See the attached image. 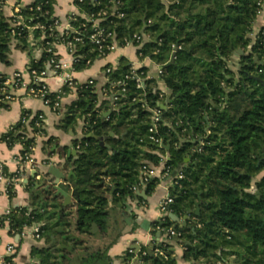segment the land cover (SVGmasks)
Masks as SVG:
<instances>
[{
  "label": "trees",
  "instance_id": "trees-1",
  "mask_svg": "<svg viewBox=\"0 0 264 264\" xmlns=\"http://www.w3.org/2000/svg\"><path fill=\"white\" fill-rule=\"evenodd\" d=\"M76 4L82 14L73 16L71 25L84 39L75 45L81 58L74 67L82 69L102 57L87 38V16L111 10L113 3L83 0ZM263 7L264 0H121L119 11L124 15L102 20L121 44L134 34H149L134 46L141 59L148 57L161 66L159 78L166 90L157 78L148 77L147 67L135 68L127 57L116 66L106 65L101 94L95 81L77 86L78 98L66 107L62 119L64 128L85 121L86 133L75 139L78 157L65 164L74 172L66 180L79 193L76 202L60 208V196L36 187L32 179L26 184L29 204L3 216L14 234L42 223L45 245L33 246V264H62L60 257L74 255L78 249L80 264H112L108 252L121 229L111 227L110 217L124 212L128 200L136 196L142 166H159L163 158L174 177L183 175L175 178L170 190L173 212L180 218L188 215L194 230L171 216L160 218L151 224L154 235L162 231L159 239L139 252L127 251L124 262L180 264L174 250L180 244L190 264H264V27L254 30ZM21 14L28 25L46 26L34 31L37 46L44 49L42 58H33L29 65V69L46 70L49 45L70 40L75 32L61 36L51 29L56 18L54 0H34L21 8ZM11 20L0 5V63L4 64L11 63L13 40L17 47L29 49V30ZM69 90L65 85L48 97L53 103ZM155 108L160 109L161 120L157 131L151 132ZM30 115L25 110L22 119L0 137L10 147L23 144L22 154L37 143V134L45 133L36 126L38 114L31 123L35 136H29ZM152 135L170 148L155 143ZM20 173L11 176L20 178ZM158 183V178H152L146 192L153 194ZM14 188L9 186L11 197ZM94 223L100 228L95 234ZM170 226L181 233L179 238L166 239ZM98 234L110 239L95 248L88 238ZM62 244L72 249L61 248Z\"/></svg>",
  "mask_w": 264,
  "mask_h": 264
},
{
  "label": "crops",
  "instance_id": "crops-1",
  "mask_svg": "<svg viewBox=\"0 0 264 264\" xmlns=\"http://www.w3.org/2000/svg\"><path fill=\"white\" fill-rule=\"evenodd\" d=\"M33 2L34 0H4V15L11 17L17 9L29 6ZM80 14L82 13L76 4V0H54V16L59 20L60 30L63 31L68 29L71 25L73 16ZM263 27L264 7L262 13L255 22L254 30L257 32ZM32 39H35L34 35L29 36L28 38L29 49L23 51L21 48L17 47V41L13 40L10 54L11 63H0V74L11 76L14 72L20 71L23 73L25 80L27 82L30 81L31 77L28 72L29 65L33 58L37 60L41 59L44 51L42 47L37 46ZM55 47L56 53L61 60L71 61L72 56L64 42L56 44ZM122 57H127L135 68L141 66L147 67L148 77L157 78L160 87L166 90L163 81L159 78L161 66L148 57L141 59L137 52V47L134 45L119 46L114 51L94 60L89 66L82 69H74L72 73L74 84L70 86L69 91L62 95L60 99L61 105L58 111L53 110L50 106L45 104L49 109L46 113H42L46 108L41 99L29 95L23 89L12 90V93L16 98L0 109V137L22 119L25 110L30 111L31 115L33 112L44 114L45 117L42 127L45 130V133L36 135L37 143L32 150L34 163H27L23 169H20L21 165L19 162V157L23 150V144L17 143L10 147L5 141L0 140V174L3 171L8 176V179H10L12 178L11 175L21 172V177L15 181V195L13 197H11L6 190L8 179L3 181L0 180V213H5L8 210L12 211L16 208L28 205L30 202V193L26 189V184L34 179L36 187H38L37 184L46 186L48 182L53 179L52 175L49 173L50 166H56L64 172L66 176L68 175L71 169H66L65 164L69 158H72L73 162L75 155L71 154V156H68L67 150L69 148L77 150L75 139L81 138L86 133V129L84 127V119H79L74 128H71V126L69 128L62 127L64 111L66 110V107L78 98L77 86L80 84L87 83L89 80L93 79L96 83V92L101 94L102 87L107 81L105 70L106 65L112 64L113 66H116ZM232 63L236 64L235 69H237V60H233ZM46 82L49 85L50 92L62 91V88L64 87L62 77L59 75L48 76ZM60 115L62 116L61 119L58 117ZM58 123L61 124L58 125ZM51 139H53V142L47 145L46 142ZM72 143L73 145H71ZM77 157L78 150L76 154V158ZM162 167V165L157 166L158 173L162 171ZM64 181L66 184H70L66 179ZM71 187L74 188L72 185ZM170 188L171 186L169 182H160L154 193L151 195L146 192V189L140 191H145L147 197H143L139 192H136V196L128 200V205L124 212L120 211L112 218L110 217L109 222L111 227L115 228L119 225L121 229V233H118L120 235H118L117 240L111 245L108 252L113 258L112 264H134V259L127 263L124 262L122 256L127 251L134 252V249L135 252H139L142 246L151 245L153 240L159 239L157 234L154 235L152 233L151 227L150 229H145L137 222V219L142 217L151 222V224L154 221L159 220L161 217L159 209L160 201ZM109 199L111 201L112 197L110 196ZM63 200V197L60 196L59 203H62ZM75 202L76 197L72 199L71 204H74ZM110 206H113L112 203H110ZM40 224L42 225V223ZM99 230L100 228L98 227L97 232H99ZM97 232H94L93 234ZM114 236L115 233L113 232L112 237ZM109 239L110 237L103 238L101 234H98L88 238V242L89 245L97 248L103 243L108 242ZM10 243H15L17 245L16 255L14 257L15 264H33L34 259L32 257V248L33 246L45 245V240L43 238H35L33 225L25 227L21 234H14V232L10 231L9 224L6 223L0 228V255L5 254L6 248ZM135 244H138L139 248H135ZM174 250L180 264H190L184 260V249L180 244H175ZM101 264L104 263L102 262Z\"/></svg>",
  "mask_w": 264,
  "mask_h": 264
},
{
  "label": "built area",
  "instance_id": "built-area-1",
  "mask_svg": "<svg viewBox=\"0 0 264 264\" xmlns=\"http://www.w3.org/2000/svg\"><path fill=\"white\" fill-rule=\"evenodd\" d=\"M79 2H82L83 0H76ZM95 2H99L100 0H93ZM113 3V6L111 10L108 9H102L98 11L97 13H92L91 15L87 16V21L89 22L88 26L90 27V32L87 35V38L89 41L96 45L100 54L102 56H105L106 54L110 53L111 51H114L119 46H129L134 45V42H140L142 40L148 39L149 34H134L132 38L126 39L123 44L119 43V41L116 39L114 31L108 29L106 26L102 25V20H105L108 16L113 15H119L123 16L124 14L119 11V5L121 3V0H111ZM0 5L4 6V0H0ZM262 13V10L259 14ZM12 17V24L16 27H22L27 28L29 30V36L34 35V31L36 29H42L46 30V26L42 23H36L35 25H28L26 23V20L24 16L21 14V8L17 9ZM59 20L55 18L53 22V26H51L52 30H57V32L60 33L61 36H64L65 34H69L70 31L75 32L74 36L70 40H63L68 48V51L70 55L72 56L71 61H64L59 58V56L56 53V44L58 42H53L49 45L47 48V51L51 53V58L48 62V68L46 70L38 71L35 69H28V72L30 74V81H26L24 78V75L22 72L17 71L14 72L11 76H5L0 74V109L7 105L9 102L13 101L16 96L12 93V90H25L29 95L41 99L44 104L50 106L53 110L58 111L60 109V96H57V99L52 103L51 99L48 97L50 92L49 85L46 82V78L50 75H59L62 77L64 86H72L74 84V79L72 76V73L74 71V64L79 62V58H81V55H78L76 53L75 45L77 42H81L84 37L80 36L79 31L73 29L72 25L68 27L66 30H60L59 29ZM87 26V25H86ZM33 38V37H32ZM35 38V37H34ZM39 39V38H38ZM34 40V43H36V39ZM41 47V46H40ZM43 49V48H42ZM44 50V49H43ZM87 63H90V60L87 61ZM110 69H107L109 71ZM90 84H94V80L91 79L88 81ZM31 116V115H30ZM44 114L39 113V120L36 122L37 127H42L43 120H44ZM26 120V119H25ZM42 120V122H41ZM161 120V111L158 108H155L153 110V125L150 128L151 132L157 131L158 122ZM151 139L157 143L162 144L163 140L161 138H158L155 135L151 136ZM34 148V145L30 147V151H27L20 155L19 162H20V169H23L24 166L27 163H34V159L32 157V150ZM201 150V148H199ZM162 171L158 173L157 166H151V165H143L141 168V177H140V183L134 187L136 192H140L141 190L145 189L147 186V183L152 178H158L159 183L160 182H169L171 188L172 186L177 183L175 181V178H182V174H178L176 177L172 175V170L170 166H167V158L162 159ZM8 179V176L2 171L0 174V180H6ZM17 177H12L8 179V186L6 187L7 192L9 193L8 189L10 185H15V181L17 180ZM170 188V190H171ZM170 190L165 194L161 201H160V218H163L165 216H170L173 212L172 205L174 203V197L171 195ZM11 211H6L5 213H0V228L8 223V221H3V216L5 214L10 213ZM34 236L35 238L39 239L41 238V224L40 223H34ZM166 239L170 240L172 237L179 238L181 235L180 232H178L173 226H170L166 229ZM16 249L17 245L15 243H10L7 248L6 252L3 255H0V264H13L14 262V255H16ZM159 252V254H163L162 251L156 250ZM10 258V259H9ZM218 264H223L222 262H219Z\"/></svg>",
  "mask_w": 264,
  "mask_h": 264
},
{
  "label": "water",
  "instance_id": "water-1",
  "mask_svg": "<svg viewBox=\"0 0 264 264\" xmlns=\"http://www.w3.org/2000/svg\"><path fill=\"white\" fill-rule=\"evenodd\" d=\"M238 52L242 54L243 50L240 49V50H238ZM174 61H175V59L172 58V62H174ZM143 85H145V82H143ZM43 105L46 108V110L42 111V113L43 112L46 113V111H48L49 108L44 103H43ZM162 107H165V106L162 105ZM110 113H111V111L106 112L102 118L106 119L110 115ZM37 114H38V112H33V114L30 116L29 120L27 121L28 134L31 138H33L35 136L31 123H32L33 119L37 116ZM58 117H59V119L62 118L61 115ZM60 124L58 123V125H60ZM71 145H73V143ZM101 145H104V146L110 148V145L106 144L104 141H101ZM161 145L165 146L167 149L170 148V146L165 145L164 142H162ZM65 146H67V145H65ZM67 153H68V156H71V154L75 155V158H73V162L77 159L76 158L77 150L69 148L67 150ZM188 159L189 158H187V160ZM49 173L52 175L53 179H51L50 182H48V184L46 186H42V184H37V186L38 187L41 186V189L53 190L54 196H56V197H58V196L63 197V199H64L63 202L59 204L60 208H63V207L70 205L72 202V199L74 197L79 196L78 191L76 189L72 188L71 184H66L64 181L66 179V177H69L74 173L73 170H70L68 175L66 176V174L64 172H62L58 167L52 165L49 168ZM25 181H27V180H25ZM254 191H256V189ZM139 194L143 197H147V193L145 191L139 192ZM196 214L197 215L200 214V204L197 205ZM170 216L173 219L177 220L178 223H182L183 226H188V228H192L194 230L192 225H188V215H185V217L183 219H181L175 213H171ZM137 222L139 224H141V226L144 227L145 229H150V227H151V222H149L148 220H146L142 217H139L137 219ZM97 230H98V225L96 223H94L93 228L91 229V232L94 233V232H97ZM161 234H162V231H158L157 237L159 238L161 236ZM134 247L139 248V245L135 244ZM61 248H68L70 250L72 248V246L62 244ZM149 251L152 252L151 249H149Z\"/></svg>",
  "mask_w": 264,
  "mask_h": 264
},
{
  "label": "rangeland",
  "instance_id": "rangeland-1",
  "mask_svg": "<svg viewBox=\"0 0 264 264\" xmlns=\"http://www.w3.org/2000/svg\"><path fill=\"white\" fill-rule=\"evenodd\" d=\"M22 51H23V49H22ZM232 64H234V63H232ZM46 222L53 223V220H46ZM78 255H82V251L79 249L76 251V253H74V255H71L67 258H61L60 257V261L62 264H80V260L77 257Z\"/></svg>",
  "mask_w": 264,
  "mask_h": 264
}]
</instances>
